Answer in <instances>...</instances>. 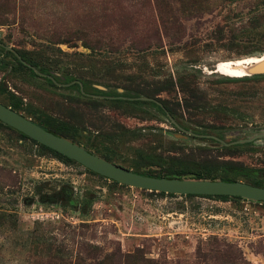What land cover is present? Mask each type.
Masks as SVG:
<instances>
[{
	"label": "rangeland",
	"instance_id": "obj_1",
	"mask_svg": "<svg viewBox=\"0 0 264 264\" xmlns=\"http://www.w3.org/2000/svg\"><path fill=\"white\" fill-rule=\"evenodd\" d=\"M0 42L59 75L0 48V101L26 116L66 123L117 164L264 186L262 138L219 141L264 132V73L228 68L264 55V0H0ZM0 213V264H70L90 245L160 264H264V203L113 183L1 124Z\"/></svg>",
	"mask_w": 264,
	"mask_h": 264
},
{
	"label": "water",
	"instance_id": "obj_2",
	"mask_svg": "<svg viewBox=\"0 0 264 264\" xmlns=\"http://www.w3.org/2000/svg\"><path fill=\"white\" fill-rule=\"evenodd\" d=\"M248 59H252L253 62L247 64ZM235 62L240 63L239 65H232V67L237 70L240 71L241 68L244 67L247 69L243 71V74L234 76H249L264 73V55L243 58ZM0 121L38 143L74 160L84 168L119 184L149 191L178 195H228L237 196L250 201L264 202V186L254 185L242 180L227 181L221 179L165 177L136 172L126 166L109 161L90 152L84 146L65 136L55 134L45 129L20 111L13 109L11 106L1 101ZM261 136H264V134H257L251 138L239 139L234 142H245Z\"/></svg>",
	"mask_w": 264,
	"mask_h": 264
},
{
	"label": "trees",
	"instance_id": "obj_3",
	"mask_svg": "<svg viewBox=\"0 0 264 264\" xmlns=\"http://www.w3.org/2000/svg\"><path fill=\"white\" fill-rule=\"evenodd\" d=\"M0 48L3 49L4 51L10 53L14 57V59L18 62V64L20 66L28 67V69H30V71H32V73L39 75V76H44L52 84H58L59 75L56 73H50L47 70L38 67V64L34 63L33 61H31L30 59H28L26 57V51H17L18 54H16L11 50L2 47L1 45H0ZM62 81L67 83V84H71L72 86L77 87L79 89V91L82 93V84H85V82H77L75 79H72V78L64 79ZM97 92L99 93L100 96L109 97L111 99H116L119 101H138L137 99L132 100V99L138 98V97L129 96L123 92L107 91V90H105V91L99 90ZM142 101H147V102L151 103L152 105L156 106L162 113H164L168 117V119L170 120L171 124L174 127H177L180 129V125L178 123H176L169 116L166 107L162 103H160L154 99L149 100L146 98H144ZM9 104L16 110L22 109L20 103H18V102H10ZM32 119H33V121H35L39 125L43 126L45 129L52 131L55 134L65 136V137L71 139L72 141L77 142V140H75V138H74V134L76 131L74 129L70 128L66 123H64V122L61 123L55 119H50L46 125V124L42 123L41 121L35 120L34 118H32ZM0 124L9 128V129H12L11 127L5 125L1 121H0ZM132 132H134V131H132ZM18 134L23 138L30 139L35 144H37L41 149L49 151L53 156H55L56 158L60 159L63 162L79 164V163L75 162L74 160L66 157L65 155L47 147L41 143H38L37 141L27 137L26 135H24L20 132H18ZM227 134L228 133H226V132H221L219 137L221 138V140H225L227 138ZM229 141H231V140H229ZM77 143L84 146L90 152L95 153V154H97V155H99V156H101V157H103L109 161H113L110 158V156H108L106 153H103L99 149H95L94 146L86 145V144H83L81 142H77ZM115 163H117V162H115ZM120 165H123V164H120ZM123 166H125V165H123ZM126 167L129 169H132L136 172H139L142 174H147V175H153V176L185 177V178L214 179V180L218 179L215 176H212L210 174H205V173L199 171L198 169L189 168L187 166H180V167L173 166V167H163V168L160 167L158 170H156V169H152L151 167H145L144 165L128 163L126 165ZM85 169L90 173L96 174L87 168H85ZM96 175H98V174H96ZM221 180L230 181L231 179L221 178ZM112 182L117 183L115 181H112ZM252 183L254 185L262 186V184H259L257 182H252ZM157 193L161 194V195H165V194L171 195V196L175 195L173 193H164V192H157ZM184 196H200V197L213 198V199H219V200H229L230 198H239L237 196H228V195H192V194H187ZM262 203H264V202H262ZM3 215H4L3 213H0V218L3 217ZM86 254H87L86 259L82 258L80 255H77L73 259L72 263L70 262V264H160L158 261L143 257V255H141L138 250H135V252H133V253H122L120 251L118 253L113 252V253L104 254L101 251V249H99L97 246L90 245L87 247Z\"/></svg>",
	"mask_w": 264,
	"mask_h": 264
},
{
	"label": "flooded vegetation",
	"instance_id": "obj_4",
	"mask_svg": "<svg viewBox=\"0 0 264 264\" xmlns=\"http://www.w3.org/2000/svg\"><path fill=\"white\" fill-rule=\"evenodd\" d=\"M0 45L2 46V47H4V48H6V49H9V50H11V51H13L14 53H16V54H18L17 53V51L16 50H14L12 47H10V46H7V45H4L3 43H1L0 42ZM139 98V97H138ZM2 102V101H1ZM3 103H5V102H3ZM5 104H7V105H9V106H11L10 104H8V103H5ZM12 107V106H11ZM13 108V107H12ZM14 109V108H13ZM16 110V109H15ZM17 111H20V110H17ZM21 112V111H20ZM21 113H23V112H21ZM24 114V113H23ZM25 115V114H24ZM28 117V116H27ZM30 118V117H29ZM32 119V118H31ZM33 120V119H32ZM257 134H264V132H259L258 131V133H256V134H253L252 136H250V137H244V138H239V139H245V138H251V137H253V136H255V135H257ZM258 138H262V140L264 141V136H261V137H255L254 139H258ZM238 139V137H233L232 139H230L231 141H226V139L225 140H221V138L219 137V141H220V143L221 144H223V145H227V144H231V143H241V144H249L251 141H253L254 139H252V140H249V141H245V142H234V141H236V140H239ZM232 181H234V180H232ZM252 184V183H251ZM258 186H260V185H258Z\"/></svg>",
	"mask_w": 264,
	"mask_h": 264
},
{
	"label": "bare ground",
	"instance_id": "obj_5",
	"mask_svg": "<svg viewBox=\"0 0 264 264\" xmlns=\"http://www.w3.org/2000/svg\"><path fill=\"white\" fill-rule=\"evenodd\" d=\"M255 61H262V60H255ZM250 62H253V60H251V61H248L247 62V64H249ZM240 63H237L236 65H239ZM232 65L233 64H231V65H229V70H232V71H239V70H237L236 68H234V67H232ZM245 69H247L246 67H244V68H241V70H240V73H244L243 71L245 70Z\"/></svg>",
	"mask_w": 264,
	"mask_h": 264
}]
</instances>
